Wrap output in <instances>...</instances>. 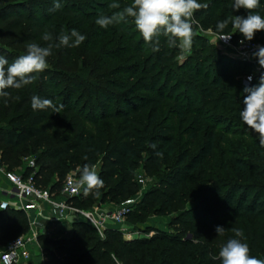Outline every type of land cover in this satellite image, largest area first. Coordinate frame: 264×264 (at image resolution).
<instances>
[{"label": "trees", "instance_id": "1", "mask_svg": "<svg viewBox=\"0 0 264 264\" xmlns=\"http://www.w3.org/2000/svg\"><path fill=\"white\" fill-rule=\"evenodd\" d=\"M198 1L208 5L206 9L195 13L197 18L205 16L203 23L221 10L215 29L217 23L224 19L230 20L234 16L247 17L250 14L243 8L234 11L232 8L234 0ZM14 2L0 0V43L13 49H23V53H20L5 51L0 47V56L5 57L9 64L26 53V44L29 42L38 43L42 47L47 46L48 42L42 39L45 32L51 33L55 38L61 33H68L67 29L74 24H78L79 27L86 25V29L89 27L96 29L95 22H90L102 15L101 13L94 15L89 7H84L85 12L72 9L67 5L69 0L62 1L61 9L51 12L50 15L36 9L27 14L19 10V4ZM115 2L125 7L129 6L132 0H115ZM251 14L264 16V5L258 11L252 10ZM60 19L65 23L63 28L56 24ZM224 31V33L233 32L236 38L242 37L231 23ZM108 32L107 27L96 36L101 37ZM194 39L202 43L200 52L184 62H179L177 59L180 50L168 48L164 37L160 38L159 52L152 51L151 46L141 37L137 42L131 39L130 48L123 53L125 55L127 52H136L139 56V63L131 73H128L129 82L134 78L133 73H142L144 85H139L137 91H147L155 96V101H150V105H153L152 115L150 124L146 127L147 132L150 133L151 143L168 140L166 138L169 133L174 135L172 127L159 128L160 125H158L160 130L156 134L155 124L156 126L158 124L159 103L164 100H171L180 106V112L186 115L185 118H190L192 115L204 117L198 127L200 133L204 130L200 137L202 141L218 127L222 119L231 127L245 128L246 135L251 133L257 135L247 128L239 116L246 94L243 92V82L237 78L251 73V65L222 52L204 37L198 36ZM254 40L264 43V35ZM72 53L73 47L54 48L53 54L47 60L61 67L72 63ZM89 54H92L91 50ZM110 58L115 60L117 57ZM34 76L35 79L30 85L21 89L5 90L11 94V97H19V99L7 98L5 103L6 98L0 97V166L11 171L20 169L25 165V159L35 155L38 169L34 171L33 168L27 167L25 176L33 173L37 186L50 189L58 196L69 173L76 167L72 169L67 164L47 160L48 151L45 147L40 150L41 146L36 144V141L47 134L45 121L53 111L50 108L33 110L31 97L36 95L50 99L56 105L57 90L52 81H47L45 77L39 80L37 73ZM195 76L197 80H194ZM259 78V75L255 76L252 86L258 85ZM87 87L90 88L89 101L93 106L96 105L95 98L100 102H108L103 93L95 95L93 90L96 88L93 83H89ZM192 95L194 99L190 98ZM210 105L214 107L209 109ZM144 108L139 107L133 113L143 111ZM94 109L97 110L96 107ZM67 114L76 118L77 122L89 121L88 118L82 119L77 109H68ZM130 114L129 112L128 116ZM114 117L124 118V115H113L112 112L104 110L98 120ZM203 122L212 124L205 127ZM98 131L103 133L101 130ZM251 137L253 138V135L249 136V139ZM252 146L257 154L253 155L252 152L249 154L247 151L245 154L250 159L257 157L260 162L244 161L240 167L226 166V173L230 176L227 182L217 180L213 171L211 172L213 177L207 179L205 169L190 173V167H177L169 176L160 177L157 189L145 193L144 205L139 208L138 215H143L149 206H155L157 202H165L164 207H155V212H167L168 207H170L169 211L175 212L171 218V225L175 228L174 234L161 232L151 238L127 241L118 229H107L102 237L91 225L77 222L73 224L74 233L70 239L54 242V250H45V264H221L220 260H213L211 257L218 256L220 246L228 239L238 238L233 229L243 231L244 236L240 239L249 245L250 255L264 259V203L259 207L258 198L252 197L247 201V194L242 193L247 189L255 193L264 192V183H257L251 179L253 176H264V163L262 164L264 151L257 142H253ZM97 150L98 154L103 155V166L99 176L104 184L98 191L93 190L87 196L82 192L80 196L74 197L71 201L78 208L88 209L94 204L101 207L111 195L113 197L109 202L119 205L140 191L138 181L134 179L132 170L127 167V159L114 152L110 142L106 145V141L101 138ZM231 178L234 180L231 181ZM224 190L226 191L222 193ZM236 192H241V197L235 203L232 198L235 197ZM197 200L201 205L195 208L187 207L188 202ZM246 201L247 205H245ZM218 225L225 228L223 236H217L215 228ZM29 230L27 213L12 207L2 208L0 200V245L5 247L13 241V236L20 237ZM40 241H43V237Z\"/></svg>", "mask_w": 264, "mask_h": 264}, {"label": "rangeland", "instance_id": "2", "mask_svg": "<svg viewBox=\"0 0 264 264\" xmlns=\"http://www.w3.org/2000/svg\"><path fill=\"white\" fill-rule=\"evenodd\" d=\"M19 4V10L29 14L35 9L50 15V9L54 6L53 0H12ZM64 0H60L62 3ZM209 1V0H208ZM199 2V1H198ZM207 2V1H206ZM111 0H69L68 6L79 11H86L84 7H89L94 15L102 14L106 16L112 15L115 11L121 9H110ZM264 5V0H260V6L255 9L258 11ZM221 15L218 10L213 18L203 23L204 17L195 19L198 25H194L198 35L196 37H204L215 45L222 52L231 54L229 49L223 47L218 42V36L224 34L225 31L218 32L214 27L215 23ZM93 20L90 23H94ZM59 27L64 26L63 20L56 22ZM96 29L87 28L86 25L79 27L74 24L66 32L70 33L73 29L79 31L86 36V40L78 47L73 48L72 63L59 67L57 63L48 62V68L41 73H37L40 80L45 77L47 81H52L57 90L56 105H63L60 113H52L45 125L47 126V134L36 144L40 145V150L45 149L49 153L47 160L54 163H62L69 165L73 170L70 174L80 175V170L85 164L95 165L98 174L103 166V155L98 154L97 146L99 140L103 138L106 145L110 142L114 152L123 155L128 161V168L132 170L134 179L140 185V191L130 198L125 199L116 207H130L132 214L126 218L125 229L121 233L125 240L137 238H151L157 233L174 234L175 228L171 225L172 214L170 207L164 213L155 212V207H164L165 202H157L155 206H149L143 215L139 216L138 211L143 206L145 193L158 188L160 177L169 176L177 167H190V173H196L201 169L207 172V179L212 178L215 174L217 180L229 181V175L226 173V166L240 167L245 162L258 163V158L253 159L246 156L245 151L257 154L252 146L253 142L259 143L257 135L245 134V128L231 127L224 119L219 121L218 127L210 132L209 136L204 140H200L203 131H198L199 122L202 117L192 115L185 118L186 115L180 112L181 107L174 104L171 100H164L159 103V116L156 134L159 128L172 127L174 135L168 134L166 141H156V148L150 147L152 144L149 138L150 133L146 127L150 124L152 108L150 101H155L154 95L147 91H137L139 85H144V76L142 73H133L134 78H129L131 71L139 63V56L134 52H127L130 48L129 41L135 39V42L141 39L139 32L134 26L132 18H127V22H121L117 25H109V32L101 37H97L98 33H102L106 28H102L95 22ZM58 27V25H57ZM113 29V30H112ZM235 29V28H234ZM233 34V32H229ZM264 32H256L255 38H262ZM243 37V36H242ZM201 41L193 40L190 52L180 53L177 57L179 62L186 61L189 57H193L200 52ZM0 47L3 50L23 53V49H13L8 46ZM92 51V54L90 53ZM183 55V59L180 56ZM117 57L115 60L110 57ZM129 71V72H128ZM255 71L254 65H251V72ZM264 73V68L259 72V76ZM238 76V80L243 82L244 76ZM198 78L195 76L194 80ZM89 83H93L95 95L103 93L108 102H100L96 98V105L89 101L90 88ZM199 83V82H198ZM253 84V83H252ZM252 84L249 86L251 87ZM243 86L245 87L244 83ZM203 91V90H202ZM203 93V92H202ZM190 98L194 99V95ZM97 108L95 110L94 108ZM145 107L143 111L133 113L137 108ZM209 109L214 107L208 106ZM68 109H77L82 115V119L76 120L72 115L67 114ZM104 110L112 112L113 115L123 114L124 118H110L106 120H98V117ZM96 112V113H95ZM131 113L128 116V113ZM228 113V112H227ZM226 113V115H228ZM212 123L203 122L205 127L211 126ZM222 129L224 131H222ZM101 130L103 133H100ZM230 131L229 133H227ZM173 135V136H171ZM249 139V136H252ZM173 137V138H172ZM214 147V148H213ZM262 147V146H261ZM261 151V149H259ZM45 151V150H44ZM264 151V147H262ZM158 153H160L158 155ZM76 156H78L76 158ZM87 156L85 160L84 157ZM34 161L32 165L31 162ZM260 162V161H259ZM264 160H262V164ZM27 167H31L37 171L38 166L35 155L25 159V165L20 169L12 170L18 173H24ZM11 171L6 167L0 166V173L3 171ZM256 173V171H253ZM145 179V183H140L141 179ZM1 179V177H0ZM170 179V178H169ZM252 181L264 183V176H253ZM231 181L234 178L230 179ZM1 181V180H0ZM224 190L222 193H224ZM242 193L247 194V201L252 197L258 198V206L264 203V192H254L253 190H245ZM261 193V194H260ZM0 194L4 197L3 193ZM222 195V194H221ZM6 197V196H5ZM4 197V199H5ZM10 199V195H7ZM113 195L109 196L106 205H114L109 201ZM241 197V192H236L232 198L235 203ZM245 202L247 205L248 202ZM201 205L199 200L188 202V208H195ZM102 207V206H101ZM94 204L91 208H101ZM115 207V208H116ZM246 213V212H245ZM248 214V213H247ZM40 224L43 228L42 234L39 236L38 244L33 249V262L31 264H45L44 253L46 249L54 250L53 243L70 239L74 233L72 222L63 221H43ZM117 229V228H111ZM18 236H13V240ZM43 237V241L40 238ZM0 245V252L3 250Z\"/></svg>", "mask_w": 264, "mask_h": 264}, {"label": "clouds", "instance_id": "3", "mask_svg": "<svg viewBox=\"0 0 264 264\" xmlns=\"http://www.w3.org/2000/svg\"><path fill=\"white\" fill-rule=\"evenodd\" d=\"M260 6V0H234L232 8L238 11L243 8L250 14L247 17L234 16L230 20L224 19L217 23L216 30L223 32L231 23L247 41L254 39L256 32L264 31V16L251 14L252 10ZM60 0H55L50 11L61 9ZM208 7L198 0H132L129 6L121 9L118 2L109 4L110 9H121L112 15H100L96 19V24L102 28L109 25H117L127 22V18H132L136 30L143 38L144 42L151 46L152 51L159 52L161 47V37L165 38L168 48H177L181 53L190 52L194 38L198 35L194 25H198L195 13ZM230 36H227L228 38ZM225 38V37H221ZM42 39L47 46H41L35 42L26 44V53L18 56L12 63L0 56V97L19 99L11 97L6 89H21L33 83L35 73H41L48 68L47 58L53 54L54 48L78 47L85 40L86 36L73 29L70 33H61L58 37H53L49 32H45ZM243 43V41H241ZM253 56L258 59L261 68H264V46H257V51ZM183 55L180 59H183ZM248 81L252 77L249 76ZM242 104L243 108L239 113L242 122L259 138V144L264 147V73L259 78L256 86L244 87ZM31 107L33 110L52 109L53 113H60L63 105L57 106L52 100L39 96L31 97ZM150 147L156 148L155 144ZM160 153H158L159 155ZM87 159V156L84 157ZM104 181L98 174L95 165L85 164L80 170L79 179L75 188H83V194L89 195L93 190L98 191L103 187ZM217 236L225 234L223 226H216ZM235 236L220 246L218 256H212L213 260H220L221 264H264V259H258L250 255L251 249L242 238L244 233L240 229H233Z\"/></svg>", "mask_w": 264, "mask_h": 264}, {"label": "built area", "instance_id": "4", "mask_svg": "<svg viewBox=\"0 0 264 264\" xmlns=\"http://www.w3.org/2000/svg\"><path fill=\"white\" fill-rule=\"evenodd\" d=\"M217 36L220 45L229 49L232 56L254 65L255 71L247 74L243 79L244 85L249 87L262 69L253 53L257 51V46H264V43L254 39L247 41L244 37L236 38L231 33ZM227 36L230 37L226 38ZM249 76L252 77L251 81L247 79ZM31 164L33 165L34 161ZM3 174L10 186L7 194L13 196L15 201L13 204L9 201H1V207H12L25 211L29 217L30 230L3 248L0 252L1 264H31L33 262V249L37 246L39 236L42 234L37 225L42 220L52 222L71 219L69 221L72 223L85 222L94 227L102 237L107 229L117 228L120 231H126V218L132 212L130 207H116L109 211L102 208L82 209L73 205L71 200L83 192V188H75L79 179L76 174L68 175L62 192L58 196L54 195L50 189L37 186L33 173L30 176H25L24 173L4 170ZM140 183L144 184L145 179L142 178ZM46 207L57 210L59 217H49L46 213Z\"/></svg>", "mask_w": 264, "mask_h": 264}, {"label": "crops", "instance_id": "5", "mask_svg": "<svg viewBox=\"0 0 264 264\" xmlns=\"http://www.w3.org/2000/svg\"><path fill=\"white\" fill-rule=\"evenodd\" d=\"M0 177H1V181H0V191L3 193V195H4V197H5V199H4V197L0 194V200L1 201H9V202H11L12 204H13V201H15V199H13L14 197L13 196H11L10 197V199H8V197H7V191H9L10 190V186H9V183H8V181L5 179V176H4V174H1L0 173ZM115 205H106V204H103L102 205V209H104V210H109V211H112V210H114L115 209ZM48 207H46V213H47V215L49 216V217H51V218H57V217H59V212L57 211V210H53V209H47ZM70 221H71V219H69ZM68 220V221H69ZM43 221H47V220H42L40 223H38V228H39V230H43V228H41L40 227V224H44L43 223ZM69 221V222H70Z\"/></svg>", "mask_w": 264, "mask_h": 264}]
</instances>
